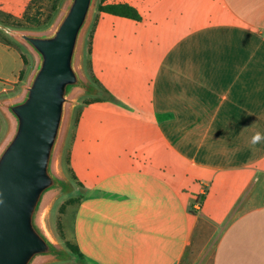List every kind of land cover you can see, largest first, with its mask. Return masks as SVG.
<instances>
[{
	"label": "crops",
	"instance_id": "obj_1",
	"mask_svg": "<svg viewBox=\"0 0 264 264\" xmlns=\"http://www.w3.org/2000/svg\"><path fill=\"white\" fill-rule=\"evenodd\" d=\"M107 3L141 20L94 22L92 76L114 103L89 105L75 132L67 241L86 264H264V140L251 142L264 134V0ZM25 70L0 40V103ZM10 128L0 107V144ZM164 145L185 168L164 170Z\"/></svg>",
	"mask_w": 264,
	"mask_h": 264
},
{
	"label": "water",
	"instance_id": "obj_2",
	"mask_svg": "<svg viewBox=\"0 0 264 264\" xmlns=\"http://www.w3.org/2000/svg\"><path fill=\"white\" fill-rule=\"evenodd\" d=\"M96 0H67L42 33L4 30L34 55L20 96L1 102L11 128L0 145V264H47L66 251L54 238L49 216L68 187L62 153L74 106L96 90L83 64L86 30Z\"/></svg>",
	"mask_w": 264,
	"mask_h": 264
},
{
	"label": "rangeland",
	"instance_id": "obj_3",
	"mask_svg": "<svg viewBox=\"0 0 264 264\" xmlns=\"http://www.w3.org/2000/svg\"><path fill=\"white\" fill-rule=\"evenodd\" d=\"M112 1H121V0H112ZM100 2L101 0H96V7L92 15L90 24L86 30L84 49H83V64H84L85 75L88 81H90V84L92 83V86L94 87L97 93L94 95H88V94L81 95L77 100L78 104L73 109L72 122L62 153V169L65 177L68 180L69 188L64 189L55 197V201L53 202V206L49 216L50 230L54 238L58 242V244L66 251L67 256L61 260L48 261L47 264H72L75 262V259L74 257H72L70 249L68 247L69 241H67L68 236L65 234L63 229L62 217L64 214H66L68 208H70L71 205H74L76 202L77 177L75 176L74 172L70 167L69 160L71 154V146L74 143V139H75L74 136L78 124L81 121V117H83V115L85 114V111L87 110L86 108L89 105L91 106L96 101V99L99 98L100 100H105L114 103V99H111V97L101 89V86H99V84L95 81V79L92 76V64L90 61L91 39L93 34L94 22L99 15L97 6L100 4ZM66 3L67 0H61V2L59 3L60 7L58 10H56L55 8L56 6L55 1L52 0H30L28 3L24 4L21 7L7 6L0 4V37L15 41V38L6 32L4 30V27L16 31L25 32L26 28L30 26H33L31 28H35V25H33L34 19H36L37 22L39 21L40 24H42L41 27L45 28L41 32H34V33H42L49 30L51 26L56 22L58 17L61 15L62 10L65 7ZM37 22H35V24ZM31 33L33 32L31 31ZM18 44H20V46H22L26 50L27 52L26 56H29L30 60L32 61V66L29 69V71L31 72V70L34 67L35 59L33 58V55H31L27 47H25L21 43ZM27 79L28 77L26 78L25 82H23L20 85L16 97L22 94L23 86L25 85ZM135 126L136 127H134V131L136 132L137 129L139 128V125L136 124ZM163 161H164V170L168 169L169 171H171V173H176L180 169L186 167L185 164L178 157H176L170 150L167 149L166 145L163 146ZM64 207L65 209L63 211Z\"/></svg>",
	"mask_w": 264,
	"mask_h": 264
},
{
	"label": "trees",
	"instance_id": "obj_4",
	"mask_svg": "<svg viewBox=\"0 0 264 264\" xmlns=\"http://www.w3.org/2000/svg\"><path fill=\"white\" fill-rule=\"evenodd\" d=\"M52 1H55V4H56L55 8H56V10H58L60 7L59 3L61 2V0H52ZM97 10L100 13H106V14H110V15H114V16H118V17L131 18V19L136 20V21L141 20V16L139 15V12L134 7H132L128 4H122V3L110 4V3H107V0H101L100 4L97 6ZM33 22H34L33 25H35V28H31L33 26H30V27L26 28L25 31L41 32L45 29L44 27H41L42 24H40L39 21L37 22L36 19H34ZM35 22H37V23L35 24ZM0 40L2 42H5L7 44H10V45L17 47L23 53V59H24L25 65L27 66V70L22 72L21 82H25V80L28 77L29 72H30L29 69L32 66V61L30 60L29 56H26L27 55L26 50L22 46H20V44H18L19 42H17L16 40L12 41V40L2 38V37H0ZM95 81L97 82V80H95ZM91 85H92V83H91ZM96 101H100V99L98 98V99H96ZM64 209H65V207L63 208V211H64ZM68 247L70 249L72 257H74V259H75V262L72 264H86L87 263L85 256L79 251V249L74 244L68 242Z\"/></svg>",
	"mask_w": 264,
	"mask_h": 264
},
{
	"label": "clouds",
	"instance_id": "obj_5",
	"mask_svg": "<svg viewBox=\"0 0 264 264\" xmlns=\"http://www.w3.org/2000/svg\"><path fill=\"white\" fill-rule=\"evenodd\" d=\"M264 140V134L257 132L253 137H252V143L257 144Z\"/></svg>",
	"mask_w": 264,
	"mask_h": 264
}]
</instances>
